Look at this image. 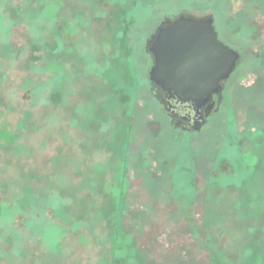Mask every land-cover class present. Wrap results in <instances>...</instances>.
Segmentation results:
<instances>
[{
	"label": "rangeland",
	"instance_id": "1",
	"mask_svg": "<svg viewBox=\"0 0 264 264\" xmlns=\"http://www.w3.org/2000/svg\"><path fill=\"white\" fill-rule=\"evenodd\" d=\"M180 15L240 54L198 132L148 79ZM0 264H264V0H0Z\"/></svg>",
	"mask_w": 264,
	"mask_h": 264
},
{
	"label": "water",
	"instance_id": "2",
	"mask_svg": "<svg viewBox=\"0 0 264 264\" xmlns=\"http://www.w3.org/2000/svg\"><path fill=\"white\" fill-rule=\"evenodd\" d=\"M152 39L149 81L178 105H192L196 111L205 106L207 117L213 108L210 96L220 92L221 81L234 69L239 53L217 39L211 18L180 15L172 22L165 19ZM202 124L199 121L195 128Z\"/></svg>",
	"mask_w": 264,
	"mask_h": 264
},
{
	"label": "flooded vegetation",
	"instance_id": "3",
	"mask_svg": "<svg viewBox=\"0 0 264 264\" xmlns=\"http://www.w3.org/2000/svg\"><path fill=\"white\" fill-rule=\"evenodd\" d=\"M183 16H185V15H183ZM208 18H211L212 19V25H213L214 30H215V25H214L215 24V20H214V18L212 16L205 17V18H194V19L202 20V19H208ZM165 19H169L172 22L176 18L172 19L170 17H167V18H164V20ZM164 20H162L160 22L159 26L161 25V23ZM165 25L166 24H164L163 26H165ZM215 32H216V35H217V39L219 41H221L226 47L234 50V48L231 47L230 44H228L226 41L223 40V38L219 35V33H218L217 30H215ZM155 33L150 35L149 40H148L149 45L151 44V42L153 40L152 37L155 35ZM148 52H149V50H148ZM239 59H240V54H239V58L237 60V63L234 66V69L232 70V72L230 73V75L227 77V79H224V80L221 81V90H220V92L219 93H213L210 96L209 102H212L213 103V108H212L211 112L209 113V115L207 117L204 116L205 106H203L201 109H199L198 111H196V110H194V108H193L192 105H190V106L189 105H178L174 100L169 99L168 94L165 91H163L158 85H155V84L151 83L150 89L152 91V94H153V96L155 98H157V100H158V102L160 104L161 103L163 104V106L165 108V114L167 115V118L169 120L170 125L174 129H178V130H180L182 132H193V131H197L198 132V131L201 130V128L204 126V124L208 120L209 116L214 112L215 108L217 106H219V104L221 102V98L224 96L221 93L223 91V85L222 84L224 82H227L230 79V77L232 76V74L236 70V67L238 65ZM166 108H169V110H170L169 113L166 112ZM199 121H203V124L197 130L195 127L197 126V123Z\"/></svg>",
	"mask_w": 264,
	"mask_h": 264
}]
</instances>
